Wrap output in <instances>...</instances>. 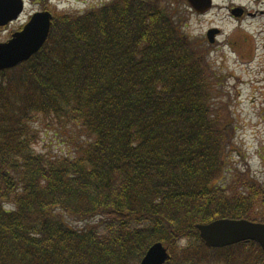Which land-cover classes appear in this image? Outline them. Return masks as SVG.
<instances>
[{"label":"trees","instance_id":"obj_1","mask_svg":"<svg viewBox=\"0 0 264 264\" xmlns=\"http://www.w3.org/2000/svg\"><path fill=\"white\" fill-rule=\"evenodd\" d=\"M175 20L165 0L54 16L0 71V264H139L155 243L165 264H264L252 241L199 238L218 219L264 223V191L246 174L222 185L230 112ZM40 116L80 130L74 156L35 152Z\"/></svg>","mask_w":264,"mask_h":264},{"label":"rangeland","instance_id":"obj_2","mask_svg":"<svg viewBox=\"0 0 264 264\" xmlns=\"http://www.w3.org/2000/svg\"><path fill=\"white\" fill-rule=\"evenodd\" d=\"M107 1L110 0H50L45 7L54 17L81 14ZM165 1L174 12L181 33L200 51L199 57L213 73L212 81L222 94L218 100L230 112L233 138L222 185L246 174L252 184L255 182L264 191V14L258 13H264V0H214L213 8L200 16L191 14L182 0ZM232 5L256 16L236 18L229 11ZM37 6L29 1L21 19L25 20ZM211 28L219 30L212 43L206 40ZM34 125L39 134L33 148L48 156H74L78 144L85 138L80 130L71 126L63 128L47 117L40 116ZM256 212L264 218V207L258 206ZM66 220L74 227L82 226L70 218ZM209 261L217 264V260ZM174 263L182 264V261L174 260Z\"/></svg>","mask_w":264,"mask_h":264},{"label":"water","instance_id":"obj_3","mask_svg":"<svg viewBox=\"0 0 264 264\" xmlns=\"http://www.w3.org/2000/svg\"><path fill=\"white\" fill-rule=\"evenodd\" d=\"M198 13H204L211 8V0H185ZM21 0L0 1V25L7 23L22 12ZM235 17L241 15L239 8L234 9ZM23 29L15 33L6 43H0V71L17 67L36 54L43 46L50 33L51 14L49 12L36 13ZM219 31L208 29L207 40L210 43ZM196 229L199 238L206 248H224L245 241H252L259 245L264 254V223L252 222L246 219H218L208 224H198ZM163 244H153L139 264H165L171 255Z\"/></svg>","mask_w":264,"mask_h":264},{"label":"flooded vegetation","instance_id":"obj_4","mask_svg":"<svg viewBox=\"0 0 264 264\" xmlns=\"http://www.w3.org/2000/svg\"><path fill=\"white\" fill-rule=\"evenodd\" d=\"M0 1H4V0H0ZM22 1V5L23 7L22 8V12L16 17V19H13V20H10L8 21L7 23L3 24V25H0V36L2 35V37H0V43H6L7 41H9L12 36L15 34V33H18L20 32L23 27L30 21V17H32L34 14L36 13H41V12H49L51 14V25H52V22H53V13L51 12L50 9L46 8L45 6L48 4V3H51L50 0H21ZM29 1H32L33 4H37L38 6V9H36L31 15H29L25 20H22L21 19V16L23 15V12H24V9L26 7V5L28 4ZM184 1L187 6H188V9L189 11L191 12V14H196V15H205L207 14L212 8H213V3H214V0H211L212 2V5H211V8L207 11V12H204V13H198L196 10H194L185 0H182ZM255 1H260V0H255ZM240 10H241V15L240 17L238 18H241L243 16H251V17H255L256 14H249L246 12V10L243 8V7H238ZM236 9L234 7V5H232L230 8H229V11L231 12L232 14V11ZM259 14H264L263 12H258ZM233 16V15H232ZM237 18V17H236ZM19 21L21 23H19ZM219 34V33H218Z\"/></svg>","mask_w":264,"mask_h":264}]
</instances>
